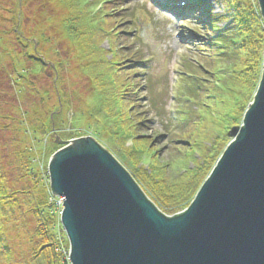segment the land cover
Masks as SVG:
<instances>
[{
    "label": "rangeland",
    "instance_id": "rangeland-1",
    "mask_svg": "<svg viewBox=\"0 0 264 264\" xmlns=\"http://www.w3.org/2000/svg\"><path fill=\"white\" fill-rule=\"evenodd\" d=\"M88 1L93 5L84 12L75 6L76 0L65 2L64 0H0V177L8 187L14 190L24 188L26 183L21 178L22 171L18 167L20 165L18 156L21 152V157L25 156L30 150L39 151L34 153L39 158L35 169L36 172L42 173L47 187L48 167L55 154L49 152V149L53 150L56 146L62 147L56 143L52 146L48 141V139L56 138L55 135L63 142L97 137L99 145L132 177L129 160L124 157L122 146L118 144L120 143L118 141L124 139V148L131 149L135 137L127 139V134L120 131V124L118 123L117 126L114 124L116 123L115 118L119 121L122 117L121 111L124 110L119 101L113 98L117 95L112 85L116 78L108 72L107 66L102 62L101 66L99 63L96 64L97 58H102L100 56L102 52H109L112 43H109V38H107L95 44L94 50L92 46L91 49L85 48L84 50L83 45L86 40L81 37L79 41L71 37L67 38L70 21L68 13L71 6L75 9L72 11L71 18H79V21H82L81 31L84 34L86 32L89 38V33L93 32L86 24L91 21V18L98 17L100 12H107L106 7L114 3V0ZM104 1L109 4H103ZM207 1V6L212 7L214 14L219 17L233 13V9L227 7L222 0ZM240 1L254 5V0ZM121 5L123 6H118V9L125 13L121 23L127 26L128 47H133L134 51L141 52L143 56L142 64L139 63L134 68L137 71L136 79L140 80L135 90L140 107L135 111L142 114L141 117L145 119L147 126L141 134L159 143V158L163 163L171 162L172 147L175 141L173 137L176 135L175 131L179 129L178 123L169 119L170 116L172 117V111L178 109L172 101V97L177 92V72L184 71L185 60L190 61L197 58L196 47L192 46L190 36L192 32L201 28L203 23H207V20L206 17L201 16V13V17L193 18L190 22L180 21L175 16L172 17L158 11L146 0H124ZM104 16L103 14L104 19L102 20L98 18L97 23L101 25L94 24L90 27L92 30L99 31L100 34H103L101 33L103 30L104 33L111 34L113 30L108 32L105 27L103 28V25L107 23ZM216 26L229 31L235 25L230 20ZM180 55L183 57L179 61ZM36 56L42 58L45 66L34 62ZM106 60L114 63L111 52L106 55ZM126 61L123 60L122 64ZM244 66L242 65L245 69ZM55 68L57 70H54ZM244 71L246 72V69ZM57 76L58 81L56 82ZM101 78L105 80L104 84L102 80H99ZM250 95L247 108L253 104L255 98L254 92ZM100 98H102L101 101ZM189 106L194 111L199 108V105ZM230 108H219L214 115H211L210 120L209 113V115L207 113L204 115V123L209 125L212 133V137L204 144V147H210L214 139L222 135L223 126L228 125L223 114L233 113ZM100 109L102 111L99 112ZM51 113L55 115V125L52 126L50 123L49 127L43 130V125L50 120ZM244 115L240 124L236 125L237 127L242 126ZM104 118H110L111 122L105 124ZM20 121L24 124L22 125ZM103 124L106 125L107 131L103 129ZM232 129L228 131L227 140L229 141L226 140L228 143L220 144L223 149L221 154H224L228 146L235 141V138L229 135ZM168 131L173 132L169 134ZM200 145L202 146L201 143ZM190 152L187 160L184 159L182 164H178L179 166L172 173L169 171L168 188L166 187V195H164L170 203L168 208L163 206L161 201L155 203L165 213L173 207L171 205L175 204V201L170 200L169 197H175L183 187L179 178L184 174L193 177L192 172L196 170L197 164H200V167L205 165L202 163L203 153L199 155V152H194V150ZM133 155V161L135 158L137 160L135 167L137 170H133V174L145 183L148 190L154 194L155 198H153L158 201L156 197L158 193H153L146 180L144 181V179H150V183L158 185L153 177L147 156L142 153ZM213 158L216 163H213L214 166L212 164L210 170L204 174L207 176L204 183L221 159ZM194 159L196 161H193ZM186 171L191 173L186 174ZM149 197L154 200L152 196L149 195ZM57 202L58 206L63 209L62 198ZM184 208L179 209L176 214L183 212ZM14 212L12 218L8 220L9 223L4 225V231L8 237V245L14 250V262H27L31 258L28 238L34 227L33 221L27 216L22 217L19 211ZM172 216L169 215V217ZM64 251L66 254L62 253L63 258L68 261V251L65 249Z\"/></svg>",
    "mask_w": 264,
    "mask_h": 264
},
{
    "label": "water",
    "instance_id": "water-1",
    "mask_svg": "<svg viewBox=\"0 0 264 264\" xmlns=\"http://www.w3.org/2000/svg\"><path fill=\"white\" fill-rule=\"evenodd\" d=\"M229 135L235 141L191 205L172 217L93 139H58L67 147L51 158L49 177L65 199L70 264H264V69Z\"/></svg>",
    "mask_w": 264,
    "mask_h": 264
},
{
    "label": "trees",
    "instance_id": "trees-1",
    "mask_svg": "<svg viewBox=\"0 0 264 264\" xmlns=\"http://www.w3.org/2000/svg\"><path fill=\"white\" fill-rule=\"evenodd\" d=\"M222 1L227 7L233 9L232 14L219 17L213 14L211 8L202 6L201 16L206 17L207 23H203L202 27L197 29V34L195 35L198 37V41H193V44L198 47L197 55L199 60L197 62L200 66L191 62L185 63L187 71L194 73L197 77H183L180 82L179 96L176 97L178 107L176 120L179 129L175 131L176 135L173 137L175 141L172 147L171 162L167 163H163L159 158V143L141 134L144 129H147V126L145 119L141 117L142 114L136 112L140 104L135 90L140 80L136 79L137 71L134 68L141 63L143 56L141 52L134 51L133 47H128L129 33L126 29L127 26L121 23L125 13L118 9V6H123L121 4H123L124 0H114L112 5L106 7L108 13L105 11V13H99L98 17L91 18V21L86 24L89 30L93 32L89 33V38H87L86 32L84 34L81 31L82 21H79V18H71L73 15L72 11L75 10L74 6L70 7V12L68 13L70 15L68 26L70 28L68 27L69 34H67V38L70 39L71 37L75 41H79L81 37L86 40L85 45H83L84 50L85 48L91 49V46L94 50L93 46L95 44L101 43L107 38H109V43H112L109 52H102L100 55L102 58L98 57L96 64L99 63L101 66L100 63L102 62L107 66L108 72L116 78L112 85L115 87L117 95L114 94L113 98L119 101L124 110L121 111L122 117L119 121H117L118 118H115L116 123L114 124L116 126L118 123L120 124V131L127 134V139L135 137L131 149L124 148V139L118 141L120 142L118 144L122 146L124 157L129 160L132 179L158 211L168 217L169 215H178L176 212L184 207L182 211H185L195 199L196 193L207 178L204 174L210 170L213 163H216L213 157L219 160L223 155L221 154L223 149L220 144L222 142H224L222 145L228 143V131L240 124L243 114H246L249 109L247 106L251 97L250 93L254 92L256 96L261 82L264 67V22L258 1L254 0V5L246 4L245 1L242 2L240 0ZM92 5L93 3L88 0H76L75 2V6L84 12L90 9ZM103 14L107 22L105 26L103 25V28L105 27L108 32L113 30L111 34L104 33L105 31L103 30L101 32L103 35L90 27L94 26V24H97V26L101 25L97 22L98 18L100 20L104 19ZM230 20L235 25L231 30H218L217 24ZM110 52L113 54L114 63H109L106 60V55L110 54ZM30 59L32 60V57ZM123 60H127L124 62L125 64H122ZM34 62L45 66L42 58L37 56L34 58ZM242 65H245L246 72ZM54 70L57 69L55 68ZM99 80L103 81L102 84L105 83L102 78ZM189 105H199V108L194 111ZM100 107H102V104H100ZM221 107H228V109L231 107L230 109L233 113L223 114V117L228 121V125L223 126L222 135L217 136L212 145L206 148L204 144L212 137V133L208 127L209 125L204 123V115L209 113L210 120L211 115H214V112ZM50 115V120L45 122L47 123L46 125L41 123L43 130H46L50 123H52V126L55 125V115L53 116L52 113ZM104 122L108 124L111 122L110 118H104ZM103 129L106 130V125H104ZM171 133L169 132V134ZM96 138L95 140L98 141ZM49 142L52 146H55L57 139L52 138ZM58 149L61 148L56 146L53 150L52 148L49 149V152L51 151L53 154ZM192 150L199 152V155H201L200 153L204 154L202 163L205 165L200 167L201 165L197 164L196 170L194 173L192 172L193 177L184 174L179 178L183 187L175 197H169L170 200L175 201V204L171 205L173 207L170 210H166L165 213L155 203L161 201L163 206H169V200L164 196L166 195L169 171L172 173L179 166L178 164H182ZM27 152L29 154L25 156L21 157L22 152L18 156V160L20 159L18 167L22 171L21 178L24 179V182L26 181L24 188L14 190L8 187L5 184L6 182L0 177V264H26L27 262L29 264H69L62 254L56 252L60 248L68 250L69 245L60 226V216L54 205L51 204L48 188L35 169L37 165L34 153L39 151L33 152L30 150ZM136 153H142L148 158V162L152 167L153 177L158 185L150 183V179H144V181L146 180L148 187L153 193H158V196L156 195L158 201L154 199V194L148 190L145 183L132 172L137 170L135 168L137 160L136 158L134 161L132 159V155ZM193 161L196 160L194 159ZM187 173L190 174L191 172L186 171ZM149 195L152 198L154 197V200ZM175 198L176 200H174ZM14 211H19L22 217L27 216L33 221L34 227L28 238L31 258L27 262H14V250L8 245V237L4 231V225L9 223L8 220L12 218ZM4 220L7 222L5 223Z\"/></svg>",
    "mask_w": 264,
    "mask_h": 264
},
{
    "label": "bare ground",
    "instance_id": "bare-ground-1",
    "mask_svg": "<svg viewBox=\"0 0 264 264\" xmlns=\"http://www.w3.org/2000/svg\"><path fill=\"white\" fill-rule=\"evenodd\" d=\"M61 198H62V201H64V200H65L63 197H61Z\"/></svg>",
    "mask_w": 264,
    "mask_h": 264
}]
</instances>
